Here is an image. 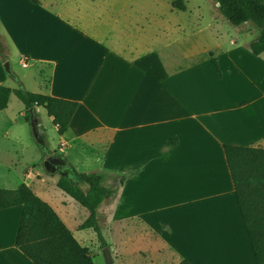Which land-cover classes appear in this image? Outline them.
I'll return each instance as SVG.
<instances>
[{"label":"crops","instance_id":"1","mask_svg":"<svg viewBox=\"0 0 264 264\" xmlns=\"http://www.w3.org/2000/svg\"><path fill=\"white\" fill-rule=\"evenodd\" d=\"M106 16L102 29L68 4L0 0V30L22 65L34 68L32 91L15 77L19 87L78 103L63 135L53 126L58 147L49 154L61 153L66 168L68 163L79 173L101 174L102 185L116 191L97 210L112 264H257L223 146L264 149V139L244 140L241 134L243 118L264 120V92L227 98L221 63L212 53L206 78L195 53H162L157 25L147 34L142 21L138 34L128 38L129 25L123 27L113 13ZM262 55L246 53L247 68L237 60L230 65L250 89L264 83L257 71ZM41 109H34L40 127ZM35 157L18 186L3 189L30 183L25 185L92 258L103 256L95 231L80 228L89 212L57 188L59 179L47 184L35 175L43 183L35 191L31 180L42 160L40 153ZM78 186L87 192V185ZM21 211L0 210V264H33L15 246ZM87 235L96 237L94 250Z\"/></svg>","mask_w":264,"mask_h":264},{"label":"rangeland","instance_id":"2","mask_svg":"<svg viewBox=\"0 0 264 264\" xmlns=\"http://www.w3.org/2000/svg\"><path fill=\"white\" fill-rule=\"evenodd\" d=\"M36 1L40 4L44 2L51 8L65 4L74 6L80 15L85 14L87 16V21L93 18V24L98 25L102 29L106 27L107 13L110 14V18L113 13L114 19L118 23L125 24L123 27L129 25L128 38H134L138 34L139 30H137V27L142 21L145 23L147 34L155 24L157 25V29L160 28L162 30V53H178L180 55L183 53H195V60L203 66L202 71L206 78L211 76V70L207 66V53H212L213 57L218 59L221 63L219 68L224 77L223 81L226 84L227 98L233 97V95L251 97L264 92V83L260 84V87L256 90L250 89L244 83L240 74L230 66L233 60H237L242 64V68H247L248 56H246V53H251L248 44L258 36L259 29L250 24H245L241 27L230 25L218 15L213 0ZM178 3L183 6V9L179 7ZM90 13L95 14V17L94 15L90 17ZM76 21L82 25V21ZM159 22L161 24L160 27L158 26ZM103 35H106L105 32H103ZM0 39H2L3 47L6 51L4 53L6 60L4 61L0 57L2 64V68H0V82L3 80L1 86L17 89L19 88V82L15 77L19 80L23 78L27 90L32 91L33 84L31 83L33 79L31 73L34 68L30 65L28 67L22 65V59L13 52L11 44L7 41L1 30ZM259 59L263 62L257 64V71L264 74V55L260 56ZM6 62L9 63L11 74L5 71L4 64ZM259 82H262V80ZM40 115L42 127L39 126V131L43 133L44 141L42 136H40V139L35 138L30 127L29 118L28 120L25 118L26 110L24 105L15 95L12 94L10 96L7 108L0 111V188H6L5 186L16 188L19 182H21L25 168L31 167L34 164L36 153L39 155L42 151H50L58 147V135L53 130L50 118H48L43 109L40 110ZM243 119L241 134L244 140L252 138L264 139V120L259 121L254 118ZM246 133H249L250 136H245ZM43 160L36 163L34 167L36 172L31 181L34 182L35 187L33 188H35V191L37 185L43 184L42 182H38L39 180H36L35 175L46 179L47 184L60 178L59 172L49 173L46 171L43 166ZM24 184L28 185L30 183ZM72 203L82 213L85 211L77 203ZM79 217L81 218L80 215ZM71 230L73 231L74 229L71 227ZM75 234L77 235V232ZM85 241H87V247L91 250H94L98 244L96 237L90 235L85 236ZM102 257L100 255L99 257L95 256L94 259L92 258L94 264H106L105 259Z\"/></svg>","mask_w":264,"mask_h":264},{"label":"trees","instance_id":"3","mask_svg":"<svg viewBox=\"0 0 264 264\" xmlns=\"http://www.w3.org/2000/svg\"><path fill=\"white\" fill-rule=\"evenodd\" d=\"M30 1L38 4L36 0ZM213 2L218 4V15L230 25L241 27L250 24L259 29L258 36L249 42L248 47L254 56L264 54V0ZM178 5L183 9L180 3ZM4 53L6 51L0 39V57L5 61ZM210 61L220 76L216 60L211 58ZM11 94L24 105L26 120L29 118L30 109L43 108L59 136L65 133L78 108L75 101L34 94L23 87L10 89L0 85V111L7 108ZM223 151L256 263L264 264V149L224 145ZM41 154L44 159L49 151H42ZM57 155L63 158L61 153ZM64 174L65 176H60L57 181V188L89 212L88 218L80 228H92L100 248H106L107 244L97 219V210L116 191L108 190L102 185L101 174L79 173L68 163ZM80 183L87 185L86 193L78 186ZM14 206L22 207L15 246L33 264H94L89 249L77 242L56 212L25 184L15 190L0 188V210ZM176 264L190 263L181 259Z\"/></svg>","mask_w":264,"mask_h":264},{"label":"water","instance_id":"4","mask_svg":"<svg viewBox=\"0 0 264 264\" xmlns=\"http://www.w3.org/2000/svg\"><path fill=\"white\" fill-rule=\"evenodd\" d=\"M216 7H218V4L216 5ZM4 68H5L6 73L11 74L10 68H9V63L6 62L4 64ZM29 122H30V127H31V130H32L35 138L40 139L39 125H38V121L35 117L33 109L29 110ZM39 144H41V142H39ZM53 159H55V156L48 154L47 156H45V158L43 160V166L46 169V171L49 173H57L55 166H48V164L50 162H52ZM59 175L65 176L64 173H59ZM102 254H103V257L105 259V263L106 264H112L110 252H109V249L107 247L103 248Z\"/></svg>","mask_w":264,"mask_h":264},{"label":"flooded vegetation","instance_id":"5","mask_svg":"<svg viewBox=\"0 0 264 264\" xmlns=\"http://www.w3.org/2000/svg\"><path fill=\"white\" fill-rule=\"evenodd\" d=\"M48 166H55L57 172H59V173H64V171L66 169V165H65L64 161L62 159H60L59 157H55V159H53V161L50 162L48 164Z\"/></svg>","mask_w":264,"mask_h":264},{"label":"built area","instance_id":"6","mask_svg":"<svg viewBox=\"0 0 264 264\" xmlns=\"http://www.w3.org/2000/svg\"><path fill=\"white\" fill-rule=\"evenodd\" d=\"M23 66H25V64L23 63Z\"/></svg>","mask_w":264,"mask_h":264}]
</instances>
